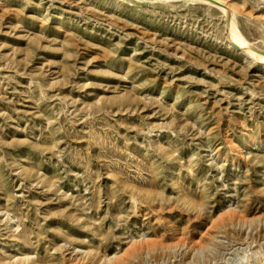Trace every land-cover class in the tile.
I'll list each match as a JSON object with an SVG mask.
<instances>
[{
  "label": "rangeland",
  "instance_id": "rangeland-1",
  "mask_svg": "<svg viewBox=\"0 0 264 264\" xmlns=\"http://www.w3.org/2000/svg\"><path fill=\"white\" fill-rule=\"evenodd\" d=\"M223 2L0 0V264H264V0Z\"/></svg>",
  "mask_w": 264,
  "mask_h": 264
},
{
  "label": "bare ground",
  "instance_id": "bare-ground-1",
  "mask_svg": "<svg viewBox=\"0 0 264 264\" xmlns=\"http://www.w3.org/2000/svg\"><path fill=\"white\" fill-rule=\"evenodd\" d=\"M204 2L206 1L207 3L211 4V5H217L219 6L224 12L225 14H228L229 11L227 9V6H225V3L223 2V0H203ZM230 37L232 39V41L234 43H236L239 47H245L247 48V50H252V51H256V48H254L250 43H248L243 37L242 35L236 31L234 29L233 26H231V31H230ZM258 50V49H257ZM250 52V51H249ZM198 241L196 240L195 243H197ZM177 245V244H176ZM185 245V243H184ZM146 244H141L138 245L137 244H133L132 249H146ZM132 259V258H131ZM120 264V263H117Z\"/></svg>",
  "mask_w": 264,
  "mask_h": 264
}]
</instances>
